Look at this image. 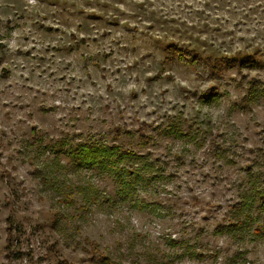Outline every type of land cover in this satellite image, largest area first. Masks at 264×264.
Returning a JSON list of instances; mask_svg holds the SVG:
<instances>
[{"label":"rangeland","instance_id":"374dc122","mask_svg":"<svg viewBox=\"0 0 264 264\" xmlns=\"http://www.w3.org/2000/svg\"><path fill=\"white\" fill-rule=\"evenodd\" d=\"M38 2L50 13L5 0L0 20V40L8 42L0 43V64L25 61L17 66L22 83L0 92V264H100L91 261L90 243L119 264H260L264 96L250 88L264 84V0L195 7L180 0L167 12L151 0L129 12L109 0ZM26 28L17 42L33 46L13 52L12 33ZM38 40L45 46L35 47ZM171 43L200 53L186 68L199 71L210 56L218 66L212 78L229 77L219 89L236 93L225 123L180 105L154 106L141 119L144 110L129 114L111 84L93 94L121 75L118 57L142 62ZM248 57L253 66L241 64ZM15 76L5 67L0 82ZM149 79L153 88L160 83ZM61 96L70 98L64 107L51 102ZM81 143L118 147L106 159L133 179L126 198L108 170L75 158ZM123 149L142 158L128 162ZM39 172L60 191L43 186ZM64 194L72 204L61 202Z\"/></svg>","mask_w":264,"mask_h":264},{"label":"clouds","instance_id":"9594fccd","mask_svg":"<svg viewBox=\"0 0 264 264\" xmlns=\"http://www.w3.org/2000/svg\"><path fill=\"white\" fill-rule=\"evenodd\" d=\"M104 2V0H101ZM109 2L115 4V8L122 12H129L133 3H145V0H127V6L125 3H119L117 0H109ZM155 5L156 10L160 9V4L164 3L168 5L164 11H168L169 8H174L176 3L180 0H151ZM183 3L192 4L194 7L197 4H202L203 0H183ZM22 6L30 14L46 15L50 13V9H47L45 5L40 4L38 0H22ZM5 7V0H0V20L5 19L3 9ZM92 10H96L93 8ZM51 23V21H49ZM143 24L147 21L136 20L132 21L130 18H124L121 20L122 24L131 23ZM30 28H26L23 31H16L12 33V42L9 44L10 49L15 52L17 48L32 47L29 44L23 45L22 41L17 42L20 37L30 32ZM2 34V33H0ZM36 39V37H33ZM0 43H8L6 40H0ZM35 47H44L45 45L39 40ZM264 46V45H262ZM241 47L240 45L236 46ZM147 55V53H142ZM123 57H118L115 67H120L121 75L119 77H113L108 80L98 90H94L93 94L97 96L105 95L104 88L107 84H111L114 92L118 95V100L121 107L126 108L129 114H136L143 109V113L140 118L143 119L148 111H151L154 106L160 107L163 111H168L172 105H180L186 108L187 115H194L195 113H201L206 119H211L214 124L220 125L227 120L228 113L231 109L233 100L235 98V91L233 88L228 87L221 93L219 89L225 86V81L229 79L226 75L224 80L213 79L211 71L208 66L202 67L199 71L190 70L181 63L180 58L170 57L168 52L163 50H155L152 56L148 59L140 61V57L137 56L132 59H124L123 65L120 64V60ZM25 61L17 60L15 62L0 64V71L5 67H12L16 72V76L13 80L6 82H0V92L7 87L8 84L18 85L22 83L19 80L21 73L17 71V66L23 67ZM133 65H136L133 67ZM25 75L27 73H24ZM149 78H155L160 83L153 88V81ZM85 92L89 89L85 88ZM166 91L167 96L161 97L160 93ZM197 93H201L197 95ZM51 102L56 105L64 107L66 102H70V98L61 96L59 99H52ZM261 119H264V114L261 115ZM3 127V125H0ZM207 198V197H206ZM168 231L167 227H164L161 231L162 234ZM215 243V238L211 240ZM260 264H264V244L260 245V252L258 253Z\"/></svg>","mask_w":264,"mask_h":264},{"label":"trees","instance_id":"16d2710c","mask_svg":"<svg viewBox=\"0 0 264 264\" xmlns=\"http://www.w3.org/2000/svg\"><path fill=\"white\" fill-rule=\"evenodd\" d=\"M166 52H168L170 57L173 58H180L181 63L188 67H194L197 62L201 59L200 53L194 49V48H188L179 46L176 43H171L166 47ZM223 58L226 59V61L234 62L233 60L228 59V56H224ZM249 59H246V61L241 62V64H245L248 66H253V60L248 57ZM208 67L211 71V76H217L218 73V66L216 61H214L216 58H214V62H212L210 56L205 57ZM251 93L253 94H259L264 96V84L261 86L252 85L250 88ZM118 151V147L116 145L112 146H106V145H98L95 146L92 143H81V151H75V158H78L79 162L86 165L88 168L93 167H99L104 170H108L116 179V183L119 187L120 194L123 196V198H126L129 195V190L131 186L133 187V179L128 180L124 177L123 173H117L116 171V165L113 161L110 159H106V157H111ZM121 155L124 159H126L128 162H136L140 160L142 157L140 155L134 154L130 150L123 149L121 152ZM123 170V169H122ZM127 172L130 174H135V177L138 178L140 176L139 170L132 171L127 170ZM40 180L43 186L53 188L56 191H60L59 187L52 184L51 181L42 175L41 172H39ZM95 194V193H94ZM259 201L262 206H264V191L259 194ZM61 202L64 205H70L72 204V200L68 197L67 194H64L61 198ZM56 224L59 225L58 221H56ZM60 226V225H59ZM90 255H91V261L97 262L100 264H119L115 261H112L107 256H104L101 253H98L97 251V245L95 243H90Z\"/></svg>","mask_w":264,"mask_h":264}]
</instances>
